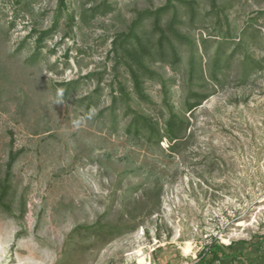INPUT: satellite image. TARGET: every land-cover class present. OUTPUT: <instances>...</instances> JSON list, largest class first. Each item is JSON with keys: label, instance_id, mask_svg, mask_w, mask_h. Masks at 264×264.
I'll list each match as a JSON object with an SVG mask.
<instances>
[{"label": "rangeland", "instance_id": "obj_1", "mask_svg": "<svg viewBox=\"0 0 264 264\" xmlns=\"http://www.w3.org/2000/svg\"><path fill=\"white\" fill-rule=\"evenodd\" d=\"M139 257L264 264V0H0V264Z\"/></svg>", "mask_w": 264, "mask_h": 264}, {"label": "clouds", "instance_id": "obj_2", "mask_svg": "<svg viewBox=\"0 0 264 264\" xmlns=\"http://www.w3.org/2000/svg\"><path fill=\"white\" fill-rule=\"evenodd\" d=\"M65 102V96H64V90L60 89L58 90L54 96L51 99V104L53 105H61L64 104ZM95 115V111L94 110H90L87 113L74 118L71 121V126L74 130H78L82 125H84L88 120H91L93 118V116Z\"/></svg>", "mask_w": 264, "mask_h": 264}, {"label": "bare ground", "instance_id": "obj_3", "mask_svg": "<svg viewBox=\"0 0 264 264\" xmlns=\"http://www.w3.org/2000/svg\"><path fill=\"white\" fill-rule=\"evenodd\" d=\"M179 250H180V253H181L182 256L185 257V256L189 255L193 251L192 242L188 241V240L183 242L182 245H180ZM138 264H146L144 262L143 257H139Z\"/></svg>", "mask_w": 264, "mask_h": 264}]
</instances>
